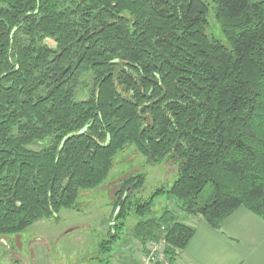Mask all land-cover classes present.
<instances>
[{"label":"trees","instance_id":"16d2710c","mask_svg":"<svg viewBox=\"0 0 264 264\" xmlns=\"http://www.w3.org/2000/svg\"><path fill=\"white\" fill-rule=\"evenodd\" d=\"M212 3L219 37L204 0H0V235L75 208L130 145L175 179L142 202L125 180L103 253L132 208L174 264L193 229L151 216L161 194L214 228L263 215L264 0Z\"/></svg>","mask_w":264,"mask_h":264},{"label":"rangeland","instance_id":"374dc122","mask_svg":"<svg viewBox=\"0 0 264 264\" xmlns=\"http://www.w3.org/2000/svg\"><path fill=\"white\" fill-rule=\"evenodd\" d=\"M204 1L209 6L208 33L219 37L212 0ZM46 43L51 46L54 44L50 40ZM40 147L30 146L32 149ZM175 166L171 160L148 163L135 146H126L115 156L106 180L95 189L82 191L75 208H62L52 217L33 222L22 232L0 235V264H104L105 261H108L107 264H141L147 241L143 243L141 252L142 243L133 236V227L138 218L132 208L127 210L129 214L124 220V227L119 238L111 243L110 250L103 253L105 249H100L99 244L113 235L111 228L114 225L110 224L116 220V205L123 196L120 190L125 188V180L143 176V184L139 188L126 189L130 198L142 202L153 192L172 183ZM165 209L177 220L182 216L190 219L197 216L189 217L177 208L173 198L165 194L154 197L151 216L158 218ZM166 215L169 216V213ZM161 242L164 258L157 264H170L165 242Z\"/></svg>","mask_w":264,"mask_h":264},{"label":"crops","instance_id":"0c3cea01","mask_svg":"<svg viewBox=\"0 0 264 264\" xmlns=\"http://www.w3.org/2000/svg\"><path fill=\"white\" fill-rule=\"evenodd\" d=\"M178 220L189 222L186 225L193 233L177 257V264H264V202L262 216L238 207L218 228L200 216H182Z\"/></svg>","mask_w":264,"mask_h":264},{"label":"built area","instance_id":"2783aa9c","mask_svg":"<svg viewBox=\"0 0 264 264\" xmlns=\"http://www.w3.org/2000/svg\"><path fill=\"white\" fill-rule=\"evenodd\" d=\"M166 230L165 225H161L159 231L163 234ZM161 237V238H160ZM164 241L163 237L159 236L158 240L147 241L145 245L144 256L142 258L141 264H157L161 262V259L164 258L162 250V242Z\"/></svg>","mask_w":264,"mask_h":264}]
</instances>
